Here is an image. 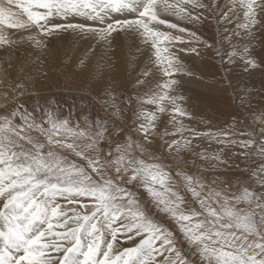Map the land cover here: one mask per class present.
<instances>
[{"label": "snow or ice", "instance_id": "snow-or-ice-1", "mask_svg": "<svg viewBox=\"0 0 264 264\" xmlns=\"http://www.w3.org/2000/svg\"><path fill=\"white\" fill-rule=\"evenodd\" d=\"M212 21L219 39L206 40L198 26ZM13 30L38 55L70 32L65 59L98 84L74 119L75 101L63 115L30 74L9 84L0 65V264H264V112L199 130L180 92L195 75L183 57L202 49L245 72L264 65V0H0V47L22 42ZM120 35L148 61L134 95L108 79Z\"/></svg>", "mask_w": 264, "mask_h": 264}, {"label": "rangeland", "instance_id": "rangeland-1", "mask_svg": "<svg viewBox=\"0 0 264 264\" xmlns=\"http://www.w3.org/2000/svg\"><path fill=\"white\" fill-rule=\"evenodd\" d=\"M198 27L204 39H219V28L216 26L215 21ZM67 33L69 34L70 32L54 34L55 36L47 38L49 47L44 50L46 55L41 56H37V50L26 42V37L21 36L22 42L18 43L15 49L10 50L0 47V65L7 67L10 75L16 76V80L26 79L30 74L32 80H37V82L30 83L40 86L42 88L40 93L44 97H53L60 105V112L63 115H67L69 106L75 101L76 107L73 117L75 119L76 116H79L81 110V90H83L85 96L89 95L90 91L96 90L98 81L95 79L94 72L89 76L87 67L82 69L79 65L73 66L72 63L65 59V53L69 52L74 40L73 35L70 37L67 36ZM12 35L13 37L20 35V31L14 30ZM57 35L60 37L58 36L57 38ZM54 38L60 39L61 43L58 45L61 47L53 45V42L56 41ZM261 39H264V31L258 34V41ZM126 41H119L121 46L116 43L114 58L117 63L108 69L111 73L108 79L109 81L114 80L119 88L128 95H134V90H140L134 84V81L136 77L141 75L144 65L148 61L142 53L129 56L132 41L130 39L128 44H126ZM83 46L86 47L81 41L76 46V49L69 53L72 60H75L80 47ZM225 47H227V44H225ZM202 52L204 54L199 57L195 55L183 57L188 62V67L195 73V75L180 77V92L184 91L186 93L182 104L193 116L191 120L187 117L183 118L185 125L190 127L199 126V130L220 129L232 122L233 118H236L238 128L252 125L251 117L264 112V65L245 72L242 65H221L219 57L215 55L213 50L202 49ZM253 55L258 63L264 62V47L259 42L254 47ZM129 59L133 61L132 64H127ZM5 61H10V65ZM55 86L58 89L57 91ZM154 86V82H151V78H148L143 90ZM36 99L26 98V106H31ZM136 107L137 104L134 101L131 107L125 110L124 123L121 125L123 131L120 133V139H123L125 134L129 132L128 125L134 120L133 109ZM84 111H91L92 115H96L100 109L93 106L91 109L85 108ZM169 116V113L168 115L167 113L161 114L159 121L161 129L170 127L168 123ZM241 119H243V123L239 122ZM157 141L153 145L154 148H159L161 142L160 140ZM200 142L202 146H207L203 138H201ZM197 163L199 164L200 162L197 161Z\"/></svg>", "mask_w": 264, "mask_h": 264}, {"label": "bare ground", "instance_id": "bare-ground-1", "mask_svg": "<svg viewBox=\"0 0 264 264\" xmlns=\"http://www.w3.org/2000/svg\"><path fill=\"white\" fill-rule=\"evenodd\" d=\"M13 33H14V30H13L12 34H13ZM58 34H59V33H58ZM67 34H68V33H67ZM55 35H56V34H55ZM55 35H54V36H55ZM71 35H72V34L69 33L67 36L72 37ZM21 36L24 37L23 34H22V31H20V35H15V37H21ZM52 36H53V35H52ZM58 36H59V35H57V38H58ZM59 37H60V36H59ZM61 37H62V36H61ZM57 38H54L56 41L53 42V45H55V46L57 45L58 47H61V46L58 45L59 43H61V41H60V39H57ZM64 38H66V37H64ZM24 39H25V38H24ZM24 39H23V40H24ZM67 39H68V38H67ZM69 39H70V38H69ZM125 40H127V41H126V44H128V41L130 40V38H127V37H124V36L120 35V36L117 37V41H116V43H119V41H120V42H121V41L124 42ZM62 43H64V42H62ZM68 44H69V43H68ZM119 44H120V43H119ZM27 45H28V44H27ZM66 45H67V44H66ZM69 46H70V45H69ZM71 46H72V45H71ZM120 46H121V44H120ZM120 46H119V47H120ZM123 46H124V45H123ZM27 47H28V46H27ZM64 47H65V46H64ZM66 47H67V46H66ZM83 47H84V46H83ZM123 48H124V47H123ZM31 49H32V48H31ZM58 49H60V48H58ZM55 50H56V49H55ZM56 51H58V50H56ZM121 51H122V50H121ZM52 52H53V51H52ZM60 52H61V50H60ZM122 53H123V52H122ZM58 55H59V54H58ZM11 56H12V55H11ZM11 56H10V57H11ZM15 56H16V55H15ZM34 56H35V55H34ZM37 56H38V54H37ZM40 56H41V55H40ZM22 57H24V56H22ZM143 58H144V57H143ZM11 59H12V58H11ZM20 59H21V58H20ZM2 62H3V61H2ZM5 62H6V61H5ZM19 62H20V60H19ZM6 63H7V62H6ZM22 68H23V67H22ZM39 69H40V68H39ZM41 71H42V69H41ZM32 76H33V75H32ZM34 77H35V76H34ZM27 78H28V77H27ZM13 80H16V76L10 75V76H9V79H8V83L11 84V83L13 82ZM30 82H37V80L35 81V80L30 79ZM34 84H35V83H34ZM37 87L40 89V91H42V90H41L42 88H41L40 86L37 85ZM56 88H57V87L55 86V90L57 91L58 89H56ZM58 92H59V91H58ZM182 92L184 93V91H181V94H183ZM187 94H188V93H187ZM183 95L185 96L186 93H184ZM190 96H191V95H190ZM190 96H189V97H190ZM29 97H31V99L37 98V94L34 93V94L30 95V96H26V97H25V100H26V98H29ZM186 99H187V98H186ZM190 100H191V99H190ZM167 115H168V113H167ZM160 116H161V115H160ZM168 118H169V117H168ZM199 120H200V119H199ZM205 127H207V126H205ZM195 128L200 129L199 126H197V127L195 126ZM201 129H202V128H201ZM157 140L159 141V139H157ZM157 140H156V141H157ZM158 141H157V142H158ZM159 146H160V144H159ZM156 148H157V147H156ZM226 175L233 176V175H238V173H235V172H229V173H227Z\"/></svg>", "mask_w": 264, "mask_h": 264}]
</instances>
